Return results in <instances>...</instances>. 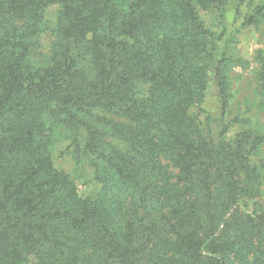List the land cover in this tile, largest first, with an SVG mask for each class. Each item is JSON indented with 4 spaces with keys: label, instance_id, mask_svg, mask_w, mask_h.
<instances>
[{
    "label": "trees",
    "instance_id": "16d2710c",
    "mask_svg": "<svg viewBox=\"0 0 264 264\" xmlns=\"http://www.w3.org/2000/svg\"><path fill=\"white\" fill-rule=\"evenodd\" d=\"M229 1L0 0V264H264V207L247 206L263 138L215 140L198 118L213 80L228 129Z\"/></svg>",
    "mask_w": 264,
    "mask_h": 264
},
{
    "label": "rangeland",
    "instance_id": "374dc122",
    "mask_svg": "<svg viewBox=\"0 0 264 264\" xmlns=\"http://www.w3.org/2000/svg\"><path fill=\"white\" fill-rule=\"evenodd\" d=\"M260 2V0H230L225 11L224 39L228 37L225 53L231 59L229 76L232 93L228 111L223 117L228 129H222L224 125L221 121L218 92L213 80L209 82L198 112V118L202 121L205 130H208L215 140H219L220 134L229 141L234 140L243 130L250 131L252 136L261 135L263 141L257 153L251 157L253 164L260 163L261 159L264 160V113L257 106L258 94L256 93L258 85L256 73L261 69L258 58L260 55L264 58V20L257 25L253 23L244 25L243 21L250 14L255 13ZM203 15L209 24L213 25V22H216L209 13ZM59 147L61 148V144H56L53 151L55 165L75 177L79 192L83 196L94 198L100 185L89 180V171L81 169L77 171L72 159L68 155L61 154ZM172 170L176 172L175 168ZM255 174L251 176V182L261 191L258 196L247 200V206L261 208L264 207V176L257 180Z\"/></svg>",
    "mask_w": 264,
    "mask_h": 264
}]
</instances>
